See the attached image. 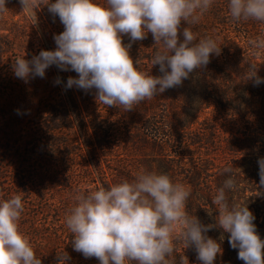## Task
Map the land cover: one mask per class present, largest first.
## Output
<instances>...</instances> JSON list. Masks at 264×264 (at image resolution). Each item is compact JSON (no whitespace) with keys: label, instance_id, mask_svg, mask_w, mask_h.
<instances>
[{"label":"trees","instance_id":"1","mask_svg":"<svg viewBox=\"0 0 264 264\" xmlns=\"http://www.w3.org/2000/svg\"><path fill=\"white\" fill-rule=\"evenodd\" d=\"M95 2L104 4L105 0ZM12 4H18L17 0ZM32 14L37 18L35 25L28 19L16 21L14 16L1 20H10L11 27L20 31L12 37L15 30L1 28L11 37L0 46V53L27 50L32 59L42 50L56 49L54 36L64 30L59 17H54L46 5ZM35 26L40 27L45 42L31 35L37 31ZM187 26L198 39H215L221 54H212L207 66L190 73L181 86L167 89L128 112L123 107L99 104L94 89L66 88L67 79L78 78L77 73L56 65L50 66L51 80L46 82L43 95V89L34 85L25 91L7 89L4 94V79H0V101L11 94L17 100L22 92L29 95L28 103L40 98L32 121L35 132L31 134L17 132V119L27 112L24 102L19 100L23 107L12 112L3 106L0 113V200L22 196L20 230L29 237L42 264H59L57 253L63 252L70 257L66 264H100L95 257L85 258L73 249L66 216L76 203L74 198L78 192L131 182L144 170L166 173L174 183L190 189L186 211L204 225H216L219 212L212 201L231 175L236 188L226 190L229 203L249 208L264 240V185L260 184L258 163L264 158V82L254 85L247 79L250 65H255L257 75L264 78V54L254 55L249 47L250 40L264 35V24L254 20L234 22L228 0H214L199 23L182 22L181 41ZM122 39L125 45L131 43L130 56L139 61L141 71L162 75L159 65L152 66L162 45L155 44L151 33L142 41L131 42L128 36ZM57 78L59 84L55 83ZM212 106L222 115L201 122ZM23 146L28 147L27 153L21 151L23 155L30 154L31 161L40 160L33 170H27L30 163L21 166L10 156L15 147ZM226 168L231 173H226ZM33 208L37 210L31 214ZM176 235L169 264H181L182 257L188 264H202L194 246L185 248L175 240ZM206 235L222 249L214 264H244L238 259V249L228 242L229 233L216 226Z\"/></svg>","mask_w":264,"mask_h":264},{"label":"clouds","instance_id":"2","mask_svg":"<svg viewBox=\"0 0 264 264\" xmlns=\"http://www.w3.org/2000/svg\"><path fill=\"white\" fill-rule=\"evenodd\" d=\"M7 0H0V14ZM22 11L29 14L42 5L64 26L54 36L56 49L42 50L31 60L14 61L15 76L27 80L45 75L56 65L74 71L66 88L95 90V99L107 107L131 111L135 105L150 100L165 90L181 86L194 70L206 67L212 54L221 47L211 37L197 38L187 25L199 23L214 0H19ZM232 21L254 20L264 24V0H228ZM36 20L37 18H33ZM34 23V24H35ZM151 33L155 44L162 45L153 59L162 75L153 76L138 68L139 61L130 56L131 42L142 41ZM254 55L264 54V35L249 41ZM247 79L254 85L264 82L257 67L250 65ZM55 83L59 84V78ZM260 184L264 185V158L258 160ZM226 173L231 169L226 168ZM236 188L229 175L217 189L212 203L219 212L216 225H204L186 211L190 189L174 183L166 173L144 170L131 182L124 180L109 188L78 192L75 205L66 216L72 233L73 249L85 258L95 257L100 264H169L176 241L185 248L194 246L202 264H214L222 253L220 244L207 236L219 226L230 234L231 248L238 249L244 264H264V240L257 232L255 217L246 205L230 204L226 190ZM24 211L22 196L15 194L0 200V264H42L29 237L20 230ZM59 264L70 259L57 253ZM186 257L181 258L185 264ZM188 264V261H187Z\"/></svg>","mask_w":264,"mask_h":264},{"label":"rangeland","instance_id":"3","mask_svg":"<svg viewBox=\"0 0 264 264\" xmlns=\"http://www.w3.org/2000/svg\"><path fill=\"white\" fill-rule=\"evenodd\" d=\"M18 4H12V0H7V3H6V7H7V11L3 14H0V30L1 28L3 27H6V28H12V30H15V33L12 34V37H15V34L16 32L19 33L20 31V28L16 27L14 28L13 26L11 27V21L9 20V22L5 23V22H2L1 20H5V19H8L9 17L10 18H13V16L16 18V21L18 20H25V19H28L32 22L33 25H35V20L33 19L34 18V14H29L27 11H22V7L19 3V0H17ZM35 23V24H34ZM36 30L37 31H33L31 33V35L35 38H38V39H42L44 42H45V37L43 36L42 34V31L40 29V27H36ZM6 34L4 35L5 38L1 37L3 36V34ZM6 36H9V37H6ZM11 35L9 32H3V31H0V46H2L3 44L7 43L8 40L10 39ZM26 48V47H25ZM24 52V53H23ZM22 53L20 52H17V51H8V50H4L3 53H0V79H4V85L2 84V86L4 87L3 89H1L2 91H5L4 94H6L7 89H11V90H14V88H18V90H22V91H25L26 89H28L29 87H31L32 85L36 86L37 88H41L43 89V91H41V95L44 94V88H46V82L51 80V75H52V69L49 67L45 70V75L43 78L39 77V76H36V77H29L27 80H24L22 79V81H20L16 76H15V73H14V70H13V65H14V61L15 59L17 58H21L24 56V58L26 60H31L30 56L28 55V52L27 50L23 51ZM11 77H15L16 80L13 81L11 79ZM15 83L16 84V87L13 85ZM17 91V90H16ZM28 92V91H26ZM22 97L20 95H18L17 97V100H15V97L13 94L10 95V97H4L2 96L3 94H1V96L3 97V101H0V113L1 111L3 110V106H7V108H9V110H12L15 111L19 108H22L23 105L18 104V101L20 100L21 102H24L25 106H26V114L25 115H22L20 116V120L17 119L19 122L17 124V132L20 133L21 135L23 134H31L33 132H35L33 130V122L34 121V118L36 116V113H37V108H38V105H39V101H40V98H37L35 99L34 101L32 99H30L29 103H28V96H26L24 94V92H22ZM11 100H15L16 103H11ZM33 103V104H32ZM4 112V111H3ZM3 112H2V115H3ZM222 115L220 112L217 111L216 107L215 106H212V108L210 110H208L204 115L203 117L201 118V122H203L205 119H207L208 117H215V116H220ZM199 121V122H200ZM33 130V132H32ZM22 139V137L20 138ZM20 145V144H19ZM25 146L23 147H15V150H13L12 153H10V156L16 158V163L17 164H21V166H23L22 163L26 162V163H30L29 167L27 170H33L34 168H36V166L39 164V161L38 160H32L30 159V154H26V155H23V152L27 153L28 152V147L27 148H24ZM23 150H26V151H23ZM23 151V152H21ZM15 152V153H14ZM30 161V162H29ZM34 210L36 211L37 209H34L32 210L31 214H34ZM38 212H36L37 214ZM68 263L67 261H65V264Z\"/></svg>","mask_w":264,"mask_h":264}]
</instances>
